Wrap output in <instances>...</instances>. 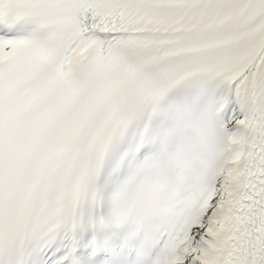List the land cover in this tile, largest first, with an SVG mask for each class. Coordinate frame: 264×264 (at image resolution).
<instances>
[{
  "label": "snow or ice",
  "instance_id": "snow-or-ice-1",
  "mask_svg": "<svg viewBox=\"0 0 264 264\" xmlns=\"http://www.w3.org/2000/svg\"><path fill=\"white\" fill-rule=\"evenodd\" d=\"M0 264H264V0H0Z\"/></svg>",
  "mask_w": 264,
  "mask_h": 264
}]
</instances>
